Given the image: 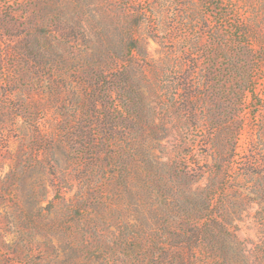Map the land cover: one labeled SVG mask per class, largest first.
<instances>
[{"label": "rangeland", "instance_id": "1", "mask_svg": "<svg viewBox=\"0 0 264 264\" xmlns=\"http://www.w3.org/2000/svg\"><path fill=\"white\" fill-rule=\"evenodd\" d=\"M0 264H264V0H0Z\"/></svg>", "mask_w": 264, "mask_h": 264}]
</instances>
